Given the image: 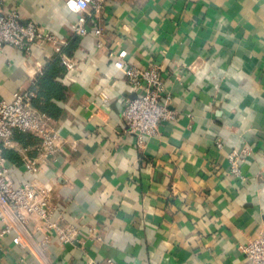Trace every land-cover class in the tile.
I'll list each match as a JSON object with an SVG mask.
<instances>
[{"label": "crops", "instance_id": "0c3cea01", "mask_svg": "<svg viewBox=\"0 0 264 264\" xmlns=\"http://www.w3.org/2000/svg\"><path fill=\"white\" fill-rule=\"evenodd\" d=\"M0 6L53 33L77 63L68 70L52 44L0 47V101L56 59L63 67L46 112L57 151L44 160L38 141L16 133L6 150L19 159L5 158L9 182L51 185L54 220L78 232L64 244L36 220L0 241V264H249L241 247L264 233V0H108L82 13L66 0ZM83 16L90 33L79 37ZM114 53L161 67L174 119L159 135L129 132L122 110L135 94ZM232 154L244 159L239 176ZM27 161L38 172H23Z\"/></svg>", "mask_w": 264, "mask_h": 264}, {"label": "built area", "instance_id": "2783aa9c", "mask_svg": "<svg viewBox=\"0 0 264 264\" xmlns=\"http://www.w3.org/2000/svg\"><path fill=\"white\" fill-rule=\"evenodd\" d=\"M108 0H66V6L73 12H87L90 8L100 10ZM79 37H86L90 30L83 16L72 27ZM97 33L101 34V30ZM52 44L60 55L62 64L68 70H74L77 63L62 53L63 45L53 33L45 31L33 21L24 20L22 15L12 10L5 12L0 6V47L12 46L30 53L34 46ZM115 67L122 71L134 92L135 97L127 98L122 110V117L130 133L143 137L159 135L164 122L174 119L170 109L171 97L167 95V86L161 67L155 63L139 66L112 54ZM32 87L17 92L11 101H0V241L11 233L28 231V226L40 221L37 227L47 232V237L56 233L62 243H72L78 238L75 228H62L54 220L55 208L52 202L53 187L49 184L39 186L28 182L21 186H13L9 180L10 167L6 164L5 150L12 146L16 133L31 134L39 142L36 152L44 160L51 158L58 149L59 132L53 126L52 119L44 112L36 109L37 98ZM221 148L223 145L218 143ZM244 150L243 155H248ZM39 157V158H40ZM238 154H232L231 173L240 175L243 162ZM27 173L39 170L36 162L27 161L21 166ZM249 264H264V233H260L246 245L241 247ZM106 264H117L114 259L106 260Z\"/></svg>", "mask_w": 264, "mask_h": 264}, {"label": "trees", "instance_id": "16d2710c", "mask_svg": "<svg viewBox=\"0 0 264 264\" xmlns=\"http://www.w3.org/2000/svg\"><path fill=\"white\" fill-rule=\"evenodd\" d=\"M62 70H63V67L60 64L59 59H56L49 66L46 73L41 78H39V80L37 81L35 88L37 90L38 102L34 101V106L35 104L36 106L38 105L37 108L40 109L41 112L46 113L47 111H49L48 110L50 108L49 106H51L50 99L54 97L53 92H59V91L61 92L62 88L59 84L55 82V78H56V75ZM16 138L18 141H20V143L25 144V145H27L30 140L31 142H35V143L37 141L39 142V140L31 134L18 133L16 135ZM5 155L10 157V159L12 160L19 159L18 155L14 151L6 150Z\"/></svg>", "mask_w": 264, "mask_h": 264}]
</instances>
